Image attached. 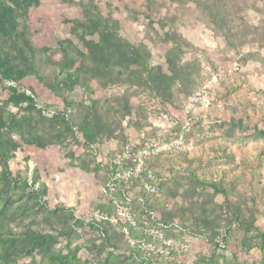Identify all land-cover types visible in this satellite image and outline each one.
I'll return each mask as SVG.
<instances>
[{
	"label": "rangeland",
	"instance_id": "1",
	"mask_svg": "<svg viewBox=\"0 0 264 264\" xmlns=\"http://www.w3.org/2000/svg\"><path fill=\"white\" fill-rule=\"evenodd\" d=\"M259 133L264 0H0V139L17 145L0 152V264H264ZM178 136L189 150L148 163L160 197L134 185L130 207L180 253L150 261L83 224L112 212L113 153Z\"/></svg>",
	"mask_w": 264,
	"mask_h": 264
},
{
	"label": "built area",
	"instance_id": "2",
	"mask_svg": "<svg viewBox=\"0 0 264 264\" xmlns=\"http://www.w3.org/2000/svg\"><path fill=\"white\" fill-rule=\"evenodd\" d=\"M237 70V64H233L225 71L211 75L198 95H207L214 82L231 77ZM189 149L190 143L182 136L164 140L136 138L128 141L111 155L105 165L107 177L101 188V195L108 199L112 212H91L81 219L83 224L98 230H101L102 226L118 228L132 249L148 257L171 259L181 250L180 243L166 236L167 226L155 223L154 215L151 213L149 217L139 219L130 207L133 191L126 188L122 190V185L134 184L142 193L155 198L160 197L161 191L148 166L149 161L175 152H186ZM138 202L143 204L139 198Z\"/></svg>",
	"mask_w": 264,
	"mask_h": 264
},
{
	"label": "trees",
	"instance_id": "3",
	"mask_svg": "<svg viewBox=\"0 0 264 264\" xmlns=\"http://www.w3.org/2000/svg\"><path fill=\"white\" fill-rule=\"evenodd\" d=\"M260 135H264V133H259ZM17 148V145L16 144H14V143H10V142H4V141H2L1 139H0V152H3V151H5V152H7V153H3V155L6 157V154H7V156L9 157L10 156V153L11 152H13V150H15ZM169 155H171V154H169ZM166 156H168V155H166ZM7 157V158H8ZM162 157H165V156H162ZM162 157H157V158H162ZM157 158H154V159H157ZM150 162V161H149ZM149 166V165H148ZM4 173L6 174V176H11V173L8 171V169H7V166H4ZM154 175V174H153ZM155 178V177H154ZM134 184H124V185H122V190L124 189V188H126V189H132L131 187L133 186ZM157 185H158V187H159V184L157 183ZM159 189H160V187H159ZM213 190L215 191V192H217V193H219V194H221V195H223L224 196V198H227V192L222 188V187H215V186H213ZM142 195H146L145 193H143ZM146 196H148V195H146ZM103 197V196H102ZM148 197H151V196H148ZM105 198V197H104ZM107 199V198H106ZM137 204V206H139L140 207V211L142 210V208L144 209V208H146L145 207V205H144V203L143 204H139V203H136ZM108 206H110V203H109V201H108ZM136 209L137 208H134L133 210L135 211V214L137 215V212H136ZM138 217V216H137ZM149 217V216H148ZM139 219H140V217H138ZM154 221H155V223H159L156 219H154ZM111 226H102V229L101 230H98V229H96V228H94L95 230H96V232H97V234H100V235H105L106 234V232H107V228H110ZM111 228H114V227H111ZM123 235V234H122ZM125 239H126V237H125ZM127 240V239H126ZM133 250H135V249H133ZM136 251V250H135ZM138 252V251H137ZM140 253V252H139ZM180 253V252H179ZM176 254H178V253H176ZM175 256V255H174ZM173 256V257H174ZM148 257V256H147ZM149 258V260L150 261H158V260H163V259H159V258H152V257H148ZM61 261H64L65 260V258H61L60 259Z\"/></svg>",
	"mask_w": 264,
	"mask_h": 264
}]
</instances>
